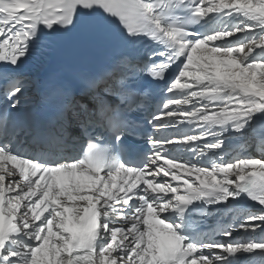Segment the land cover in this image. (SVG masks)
Listing matches in <instances>:
<instances>
[{
  "label": "snow or ice",
  "instance_id": "obj_1",
  "mask_svg": "<svg viewBox=\"0 0 264 264\" xmlns=\"http://www.w3.org/2000/svg\"><path fill=\"white\" fill-rule=\"evenodd\" d=\"M81 24L135 55L86 82L90 103L66 91L31 150L0 111V264H264V0H0L11 109L24 60ZM144 74L166 87L133 153ZM253 133L259 158L229 152Z\"/></svg>",
  "mask_w": 264,
  "mask_h": 264
},
{
  "label": "bare ground",
  "instance_id": "obj_2",
  "mask_svg": "<svg viewBox=\"0 0 264 264\" xmlns=\"http://www.w3.org/2000/svg\"><path fill=\"white\" fill-rule=\"evenodd\" d=\"M89 41L94 43L95 48L86 49V48H84L82 46H79L77 49H74L73 52L74 53L83 52L81 57H82V59L86 60L88 63L92 62V60L94 58H96V57H101L102 58V57L110 54L111 50H110V47H109V42L107 40L96 41L92 37H89ZM68 67L71 68L69 64H68ZM35 98H36L35 84H33L31 80H27V86H26V88L24 90V95L22 97L21 104L23 106H25V107H28L29 104L32 103L35 100ZM80 99L83 102H85V103H90L91 102V98H87L85 96L81 97ZM237 141H242V144L240 146L235 145V143ZM243 141H245V142L243 143ZM252 141L255 143L254 140H252ZM228 150L233 155H243L245 153L249 154V152H251L252 156H257L258 155V158H259V156L261 154V153L258 154V152H256V153L252 152L254 149H252V147L249 145L248 139H242V138H240L238 136H234L233 137L231 146L229 147ZM212 223H213V221H212ZM241 235H243V233H241Z\"/></svg>",
  "mask_w": 264,
  "mask_h": 264
},
{
  "label": "rangeland",
  "instance_id": "obj_3",
  "mask_svg": "<svg viewBox=\"0 0 264 264\" xmlns=\"http://www.w3.org/2000/svg\"><path fill=\"white\" fill-rule=\"evenodd\" d=\"M245 141H243V143H244ZM247 143V142H246ZM250 145H253V144H250Z\"/></svg>",
  "mask_w": 264,
  "mask_h": 264
}]
</instances>
